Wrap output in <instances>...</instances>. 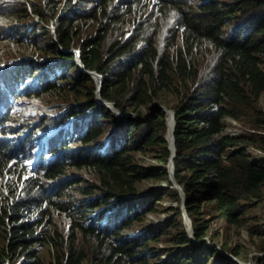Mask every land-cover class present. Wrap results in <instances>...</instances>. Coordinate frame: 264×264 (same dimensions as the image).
<instances>
[{"label":"trees","instance_id":"obj_1","mask_svg":"<svg viewBox=\"0 0 264 264\" xmlns=\"http://www.w3.org/2000/svg\"><path fill=\"white\" fill-rule=\"evenodd\" d=\"M148 2L3 0L0 20L6 25L5 32L15 26L29 33L35 42L36 24L43 25L47 32L50 30L46 24H54L58 42L42 48L49 56L60 55L67 67L77 69V74L70 82L40 94L67 103L73 100L76 109H95V125L78 147L85 148L101 139L112 114L95 100L94 82L78 69L74 53L61 47L80 49L86 68L104 76L102 96L114 101L124 113L146 106L139 118L115 123L119 146L113 145L107 155L96 157L85 150L74 155L76 150L70 149L66 152L69 162L45 171L46 177L64 181L53 192L59 197L56 205L68 216L86 219L79 206L86 208L90 201L62 199L68 188H73L90 195L94 205L111 198L119 202L128 209L126 226L142 219L141 211L152 197L142 193L136 183L167 176L168 172L165 167L147 169L140 165L134 152L149 150L167 162L170 151L164 137L166 112L153 103L162 94L173 97L177 119L175 176L187 194L195 237L203 242L193 243L186 231H179L171 240L188 247L164 264H202L210 254L204 252L210 247L205 237L214 241V234H219L212 232L215 223L223 219L225 225L241 226L257 220L259 217L249 210L264 200V106L260 101L264 94V68L260 65L264 62V0H205L198 7L185 0H154L153 4L164 13L162 22L175 20L182 29L185 48L178 46L177 34L157 23L158 17H134L131 26L126 27L130 22L128 14ZM31 25L33 29L28 30ZM227 115L241 122L242 133L222 132ZM15 151H20L16 145L1 141L0 162L15 157L10 155ZM72 167L89 173L92 183L86 178L81 180L80 174H68ZM82 181L84 185L79 184ZM51 190H42L44 197ZM169 192L180 199L176 189ZM106 195L109 198L104 199ZM31 200L36 199L27 197L17 203L26 206L24 202ZM177 216L178 221L169 225H182L179 209ZM40 217L10 226L7 248L11 264H43L39 248L44 244L53 248L57 264H82L85 258L90 264H113L119 254L125 258L117 264H148V240L123 241L118 230L104 237L97 226L89 228L84 223H77L81 235L74 232L59 239L37 229L41 228ZM107 226L114 224L108 222ZM250 231L264 236V222ZM104 238L105 245L100 247L96 242ZM88 244L92 250L86 253ZM223 247L240 255L238 246L225 242ZM260 250L264 251V237ZM218 257L222 263L233 262L227 255L220 253ZM257 263L264 264V257L259 256Z\"/></svg>","mask_w":264,"mask_h":264},{"label":"clouds","instance_id":"obj_2","mask_svg":"<svg viewBox=\"0 0 264 264\" xmlns=\"http://www.w3.org/2000/svg\"><path fill=\"white\" fill-rule=\"evenodd\" d=\"M148 1L150 2L136 6L131 14H128L127 18L130 19V22L127 23L126 27L129 28L131 26L134 17L143 15L158 17L157 23L171 34H177L176 42L178 46L185 48L184 36H182L183 31L179 29L176 21L162 22L164 13L161 12L160 7L153 4L154 0ZM185 1L188 5L198 7L205 0ZM34 20L38 21L39 17L35 16ZM36 26L38 27L35 37L37 42L30 39L31 35L29 33L18 31L15 26L10 29V32H5L6 25L0 20V43L6 41H10L11 44L17 43V53L26 51L31 53L29 56H18L12 59L8 53L0 50V61L3 62L0 65V142L4 141L7 144H14L16 148L20 149V151L10 154H15V157L8 159L6 162H0V177L4 185L3 190H0V264H11L10 251L7 248V236L10 234V226L18 221H32L39 216H42L40 217L41 228L38 227L37 229H43L49 236L56 235L59 239L71 236L74 232H79L81 235V230L78 228L77 223H84L89 228L97 226L104 237H108L118 230V236L123 241L138 238L148 240L149 245L146 246L148 252L146 261L148 264H164L174 257L179 250L187 249L185 247L188 246L176 244L171 240V237L177 235L179 231H186L191 238V242L201 244L203 240L196 239L193 221L187 210V194L175 176V157L177 155L175 131L177 119L176 110L172 106L173 100L172 102H165V98L169 95L162 94L153 103L166 112L167 130L164 137L170 151L167 162H164L157 154L149 150L134 152L140 165L147 169L165 167L168 172L167 176L144 178L136 183V187L142 193L152 197L141 211V220L135 221L131 226H126L128 219L125 218V214L128 209L113 198L106 203L99 202L94 205L91 201V196L83 194L79 189L68 188L62 199L68 201L89 199L90 201L86 208H84V205L79 206V209H83V216L86 219L77 215L75 217L68 216L60 206L56 205L59 197L53 191L64 181L61 178L51 179L46 177L44 175L45 171L69 162L70 159L66 158V152L70 149L76 150L74 155L81 154L82 150L94 153L96 157L99 154L102 156L107 155L113 145L119 146L116 140V130L114 129L115 123L120 119L139 118L140 113L146 111V106L142 105L137 110H130L128 113H124L116 106L114 101L107 100L102 96L104 76L95 69L86 68L81 58L80 49L77 47H61L65 51L74 53V62L77 64L78 69L89 74L94 82L95 100L100 105L105 106L112 114L110 120L106 123V132L101 139L85 148L78 147L81 141L88 137L90 129L95 125V109L93 107L76 109L73 100L67 103L59 98H51L49 94L45 96L40 94L54 85L70 82L77 74V69L67 67L60 55L49 56L44 52L42 47L47 49L55 42H58L54 24H46L50 32L44 31L45 28L41 24H36ZM33 27L32 25L29 26L28 30H32ZM20 33H22L23 37H20ZM128 35L129 33H127ZM260 65L264 68V62L260 63ZM82 90L87 91L88 89L82 87ZM24 102L33 103L34 109L27 111L20 108V104ZM169 113H172L174 119L173 148L167 136ZM223 120L226 123L224 130H222L224 134L237 135L244 131L241 122L234 117L227 115ZM230 121L236 123L235 128L230 127ZM63 134H66L65 138L62 137ZM67 173L80 174L82 175L81 180L86 178L88 183H92L89 180L90 175L86 171L72 167L68 169ZM150 182H157L158 184L151 187L147 186ZM79 184L84 185L85 183L82 181ZM51 188L52 190L44 197L42 190ZM173 188L177 190L179 200L169 192ZM77 192L80 197L76 196ZM97 195L102 196L100 192H97ZM27 197H33L36 200L25 201L26 206H21V204L17 203L19 199H26ZM163 197H167L173 203L166 209L173 211L171 217L162 221L160 225H146L148 217L154 211H157L155 208L156 199ZM103 198L109 197L106 195ZM19 206L22 208H19ZM178 209L182 215V225H169V223L178 221ZM163 215L165 216V213ZM72 222H74V226ZM108 222L113 223L114 226L108 227ZM224 222L222 219L220 223H215L212 232L214 233L215 229V233L219 232L220 234L218 228ZM164 232L169 234L168 240L173 246L159 247L157 244L152 245L153 241L157 242L160 240V235ZM205 239H207V242L212 241L214 243L211 238L205 237ZM105 241L106 239L104 238L102 242L98 240L96 243L102 247L105 245ZM223 243L225 241L219 247L215 246L213 250L212 246L207 243L210 247L204 252L209 251L210 254L208 258L202 261V264H238L239 261L235 257L240 255H234L232 251L224 249ZM228 245L230 244L228 243ZM39 250L43 264H57L55 252L49 244L41 245ZM42 250H47L51 253V260L47 263L42 259ZM91 250L92 246L90 244L86 245V253ZM262 252L260 257H264V251ZM220 253L229 256L233 262L222 263V259L218 257ZM124 258V254H119L113 264H117ZM82 264H90L89 259L85 258Z\"/></svg>","mask_w":264,"mask_h":264},{"label":"rangeland","instance_id":"obj_3","mask_svg":"<svg viewBox=\"0 0 264 264\" xmlns=\"http://www.w3.org/2000/svg\"><path fill=\"white\" fill-rule=\"evenodd\" d=\"M20 43V42H19ZM26 47V46H25ZM17 43L11 44L10 41L2 42L0 43V50L8 53L12 59L17 58L18 56H29L31 55L30 52L26 51L24 53H17ZM3 62L0 61V65H2ZM172 97L168 96L165 98V102H172ZM262 105L264 106V94L261 97ZM20 108L23 110H33L34 106L33 103L24 102L20 104ZM49 109V108H48ZM50 110V109H49ZM230 127L235 128L236 123L230 121ZM16 181V180H15ZM157 182H150L147 184V186H156ZM3 180L0 177V190H3ZM76 196L80 197V194L77 192ZM173 204L171 200H169L167 197H163L161 199H156L155 201V208L157 211H154L149 217L146 222V225H160L162 221H165L169 219L172 215L173 211L166 210L169 205ZM165 213V216L163 215ZM249 213L252 215H257L259 218L257 220H250L248 223H246L243 226L238 225H221L218 230L220 231V234H214V243L212 241L208 242L213 248L219 247L222 242H228L230 245L235 246L237 245L240 249V256L235 257L239 263L238 264H258L257 259H259L260 254L263 253L260 250V245L262 242V237H259L258 235H253L251 233V227L255 225H262L264 221V202L260 203L257 208L249 210ZM72 225L74 226V222H72ZM214 229V233H215ZM168 233H162L160 235V240L157 242L153 241L152 245L157 244L159 247H172V243L169 242ZM42 259L44 262H48L51 260V253L47 250H42Z\"/></svg>","mask_w":264,"mask_h":264},{"label":"bare ground","instance_id":"obj_4","mask_svg":"<svg viewBox=\"0 0 264 264\" xmlns=\"http://www.w3.org/2000/svg\"><path fill=\"white\" fill-rule=\"evenodd\" d=\"M173 130H174V119L172 113H169L168 116V140L170 142V145L173 148Z\"/></svg>","mask_w":264,"mask_h":264}]
</instances>
